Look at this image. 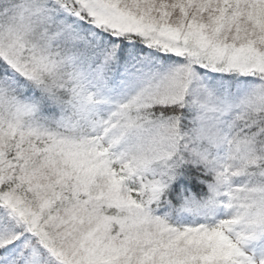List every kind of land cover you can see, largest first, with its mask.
<instances>
[{"label": "snow or ice", "instance_id": "snow-or-ice-1", "mask_svg": "<svg viewBox=\"0 0 264 264\" xmlns=\"http://www.w3.org/2000/svg\"><path fill=\"white\" fill-rule=\"evenodd\" d=\"M0 264H264V0H0Z\"/></svg>", "mask_w": 264, "mask_h": 264}, {"label": "trees", "instance_id": "trees-1", "mask_svg": "<svg viewBox=\"0 0 264 264\" xmlns=\"http://www.w3.org/2000/svg\"><path fill=\"white\" fill-rule=\"evenodd\" d=\"M168 63H171L169 61ZM199 199V197H196ZM223 210L219 209L216 212V218H222ZM168 221L173 225H180V224H190L192 222H199L200 218L195 216L192 213L184 211L180 206H176L172 211L168 212L167 215Z\"/></svg>", "mask_w": 264, "mask_h": 264}, {"label": "rangeland", "instance_id": "rangeland-1", "mask_svg": "<svg viewBox=\"0 0 264 264\" xmlns=\"http://www.w3.org/2000/svg\"><path fill=\"white\" fill-rule=\"evenodd\" d=\"M223 217V216H222Z\"/></svg>", "mask_w": 264, "mask_h": 264}]
</instances>
